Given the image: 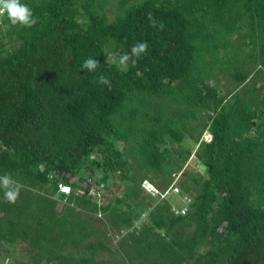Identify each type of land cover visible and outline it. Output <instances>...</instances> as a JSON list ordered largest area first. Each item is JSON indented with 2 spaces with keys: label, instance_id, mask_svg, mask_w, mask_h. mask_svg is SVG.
<instances>
[{
  "label": "trees",
  "instance_id": "trees-1",
  "mask_svg": "<svg viewBox=\"0 0 264 264\" xmlns=\"http://www.w3.org/2000/svg\"><path fill=\"white\" fill-rule=\"evenodd\" d=\"M22 2L38 23L5 15L0 27V175L23 186L15 204L0 191V255L264 264V0ZM137 41L149 45L140 58ZM88 57L95 72L81 69ZM146 179L162 192L178 185L187 213Z\"/></svg>",
  "mask_w": 264,
  "mask_h": 264
},
{
  "label": "clouds",
  "instance_id": "clouds-1",
  "mask_svg": "<svg viewBox=\"0 0 264 264\" xmlns=\"http://www.w3.org/2000/svg\"><path fill=\"white\" fill-rule=\"evenodd\" d=\"M4 15L7 16L10 23L14 26L21 25L26 28H32L38 23V18L34 16L32 8L28 4L23 3L22 0H0V16ZM148 19L151 27L158 28L161 31L164 29V24L162 22L157 24L151 13H149ZM148 47L147 41H137L131 48V55L140 58L147 54ZM128 60L129 55L124 54L120 57L119 63L126 65ZM99 65V61L96 58L88 57L83 61L81 69L95 72ZM97 82L101 85L111 86L110 79L103 74L98 77ZM22 187L20 183L13 179L11 174L0 175V191L3 192V199L6 202L15 204L20 196Z\"/></svg>",
  "mask_w": 264,
  "mask_h": 264
},
{
  "label": "built area",
  "instance_id": "built-area-1",
  "mask_svg": "<svg viewBox=\"0 0 264 264\" xmlns=\"http://www.w3.org/2000/svg\"><path fill=\"white\" fill-rule=\"evenodd\" d=\"M4 16H0V27L3 24ZM212 138H213V136L211 133H207L206 135H204V139L208 142H210L212 140ZM142 186L145 190H147L153 196H160V197L164 198V197H168L169 195H172V194L179 195L178 197L180 200L181 199L183 200V204L180 205V204L175 203L172 206V211L175 214H186L187 211L189 210V204L192 202V198H191V196H189L187 194H182L181 189L178 185L173 184L170 188H168V190H166L165 192H162L150 180L146 179L143 182ZM60 190L62 192H65V193L70 192V188L64 186L63 184H60ZM146 216H147V213L146 212L143 213L141 222L144 221ZM137 226L139 227V223L137 224Z\"/></svg>",
  "mask_w": 264,
  "mask_h": 264
},
{
  "label": "rangeland",
  "instance_id": "rangeland-1",
  "mask_svg": "<svg viewBox=\"0 0 264 264\" xmlns=\"http://www.w3.org/2000/svg\"><path fill=\"white\" fill-rule=\"evenodd\" d=\"M187 145H191V140H187ZM193 147V145H192ZM186 168L192 172H196L198 170V167H197V160L195 158V156L193 155L192 158L188 161V164L186 165ZM180 180V179H179ZM94 186V189L98 190L99 192L96 194V195H100L101 196V199H106V195H107V190L104 188V186L102 187V185H93ZM116 188L113 187V190H115ZM160 197V196H159ZM162 198V197H160ZM15 251L13 250V247H9V246H4L2 248V252H1V255H0V264H15L14 262V256H8V252L7 251ZM20 253H18V255H22L21 252L23 251H19ZM3 256V258H2Z\"/></svg>",
  "mask_w": 264,
  "mask_h": 264
},
{
  "label": "crops",
  "instance_id": "crops-1",
  "mask_svg": "<svg viewBox=\"0 0 264 264\" xmlns=\"http://www.w3.org/2000/svg\"><path fill=\"white\" fill-rule=\"evenodd\" d=\"M207 133H210V132H209V131H206V132L204 133V135H206ZM142 187H143V186H142ZM144 190H145V189H144ZM146 191H147V190H146ZM147 192H148V191H147ZM148 193H149V192H148ZM151 195H152V194H151ZM178 196H179V195H178ZM177 198H178V200H177L178 203H177V204L182 205V204H183V200H182V199L180 200L179 197H177ZM142 222H143V221H142ZM139 227H141L140 224H139Z\"/></svg>",
  "mask_w": 264,
  "mask_h": 264
},
{
  "label": "water",
  "instance_id": "water-1",
  "mask_svg": "<svg viewBox=\"0 0 264 264\" xmlns=\"http://www.w3.org/2000/svg\"><path fill=\"white\" fill-rule=\"evenodd\" d=\"M242 264H255L252 260H246Z\"/></svg>",
  "mask_w": 264,
  "mask_h": 264
}]
</instances>
